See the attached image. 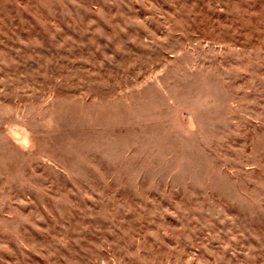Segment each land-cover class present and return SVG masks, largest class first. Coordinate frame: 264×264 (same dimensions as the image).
I'll return each mask as SVG.
<instances>
[{"label": "rangeland", "instance_id": "374dc122", "mask_svg": "<svg viewBox=\"0 0 264 264\" xmlns=\"http://www.w3.org/2000/svg\"><path fill=\"white\" fill-rule=\"evenodd\" d=\"M0 264H264V0H0Z\"/></svg>", "mask_w": 264, "mask_h": 264}]
</instances>
